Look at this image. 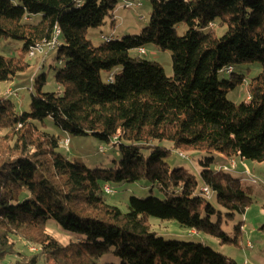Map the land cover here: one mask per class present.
Instances as JSON below:
<instances>
[{
    "label": "trees",
    "instance_id": "obj_1",
    "mask_svg": "<svg viewBox=\"0 0 264 264\" xmlns=\"http://www.w3.org/2000/svg\"><path fill=\"white\" fill-rule=\"evenodd\" d=\"M124 1L149 4L147 25L95 46L86 34L108 17L114 24L116 0H0V39L21 43L28 54L58 29V45L43 54L54 53L60 66L56 93H43L46 74L34 77L28 112L0 102V264H235L202 243L164 240L149 218L237 243L242 222L230 238L220 219L243 216L253 201L242 180L210 170V155L264 162V0ZM180 24L187 31L177 37ZM214 24L226 28L220 37ZM146 46L171 53L170 78L159 64L131 55ZM253 63L260 73L247 100L228 101L245 81L228 69ZM27 67L0 53V83ZM224 71L228 78L219 77ZM45 119L74 137H94L118 159L111 169L70 160L59 151L61 139L41 130ZM177 150L207 156L198 161L200 183L168 164ZM140 181L163 198L131 197L126 212L107 202L111 187ZM50 220L80 239L61 245L46 231ZM259 231L264 235V225ZM18 240L37 251H18Z\"/></svg>",
    "mask_w": 264,
    "mask_h": 264
},
{
    "label": "rangeland",
    "instance_id": "obj_2",
    "mask_svg": "<svg viewBox=\"0 0 264 264\" xmlns=\"http://www.w3.org/2000/svg\"><path fill=\"white\" fill-rule=\"evenodd\" d=\"M117 7L113 12L114 24H110L111 18L108 17L106 25L98 29H90L86 34V38L95 46L104 43L103 37L112 40H120L124 36L138 35L147 25L150 7L146 2H139L140 6H136L137 2H133V8H123L124 0H116ZM37 19V18H36ZM35 19V20H36ZM215 34L220 37L226 28H218L215 24L211 27ZM176 36L185 35L187 28L184 24L176 27ZM145 53L138 55V52L132 51L133 57H140L149 62L159 64L166 75L172 76L171 53L169 51H161L153 46H146ZM46 49L40 53L37 51L33 56L22 53V45L19 42L0 39V53L3 55L20 57L28 64L26 70L18 73L16 77L7 82L0 83V102L4 100L12 101L15 104L16 112L22 114L30 109L31 93L34 92L32 81L34 77L46 74L47 83L43 88V93H56L57 85L54 81L55 70L60 66L54 60V53L43 54ZM43 64V66H42ZM260 73L259 64H241L233 67L232 74L240 75L245 78L242 86L226 94L228 101L235 104L243 103L248 98L249 83ZM103 81L107 82L108 74L101 73ZM228 74L224 71L219 77L228 78ZM31 89V91H30ZM13 93V94H9ZM41 130L55 135L61 139L69 140L67 145L60 146V153L68 157L70 160L78 159L83 161L88 167L95 169H111L112 161L118 159V155L113 149L106 148L105 145L98 142L92 136L74 137L66 132L59 130L53 125L51 119H45ZM102 146L103 148H101ZM163 146L171 148L168 143ZM102 153H100V152ZM207 157L204 153L193 151H172L167 161L172 167H182L192 173L196 180L200 183V166L198 161ZM213 162L210 170L229 174L242 180L244 192L249 196L253 203L248 207L243 216H235L233 219L222 216L220 219L221 229L228 234L230 238L234 237V226L242 222L241 233L237 238V243H222L216 239L202 233L193 232L187 228L181 227L174 220H160L157 218H149V224L152 231L164 240L179 241L187 243H202L215 252L220 253L235 264H264V235L259 228L264 225V162L257 163L254 161L233 159L236 168L232 169L231 161L218 154H211ZM228 169L225 170L224 168ZM112 194L107 196V202L110 205L118 207L122 212L127 211V202L131 197L148 198L151 196L163 198L156 188L152 187L147 181L136 183H124L111 187ZM209 202L215 205V194L210 192ZM216 219V218H215ZM47 233L56 239L61 245L65 246L72 242H77L80 236L63 231L54 221L50 220L46 226ZM18 251L33 254L37 251L36 247L26 244L22 240L16 242Z\"/></svg>",
    "mask_w": 264,
    "mask_h": 264
},
{
    "label": "bare ground",
    "instance_id": "obj_3",
    "mask_svg": "<svg viewBox=\"0 0 264 264\" xmlns=\"http://www.w3.org/2000/svg\"><path fill=\"white\" fill-rule=\"evenodd\" d=\"M128 1H124V4H123V7L125 6L126 9H130V8H133V3H127ZM136 6H140V4H136ZM55 36L58 37L59 36V30L56 29L55 31ZM55 36L53 37V39L50 41V42H46L40 46H36L34 48H31L28 52V55L31 57L33 56L37 51H39L40 53L43 51V48L47 49V50H53L57 45H51V49H50V43H52L54 40H55ZM111 38H107V37H103V41L104 42H109ZM232 71L231 68L228 69V72ZM11 94V93H9ZM65 142V145H67L69 143V140H66L64 139L63 140ZM231 164H235L233 160H231ZM232 169H235L236 168V165L235 166H231ZM225 170H227L228 168H224ZM202 192L208 197L210 194H209V191L207 188H203L202 189Z\"/></svg>",
    "mask_w": 264,
    "mask_h": 264
},
{
    "label": "built area",
    "instance_id": "obj_4",
    "mask_svg": "<svg viewBox=\"0 0 264 264\" xmlns=\"http://www.w3.org/2000/svg\"><path fill=\"white\" fill-rule=\"evenodd\" d=\"M127 3H133V2L128 1ZM136 4H140V3H136ZM123 8H125V6ZM51 45H57V37L56 36H55V40L52 43H50V49H51ZM137 52H138V54H144L145 50H144V48H141V49H138ZM8 93H10V92H8ZM11 94H13V93H11ZM62 143L65 145L64 141H62ZM231 166H235V164H231ZM104 190H105V193H107V194L111 193V190L108 187H105Z\"/></svg>",
    "mask_w": 264,
    "mask_h": 264
}]
</instances>
